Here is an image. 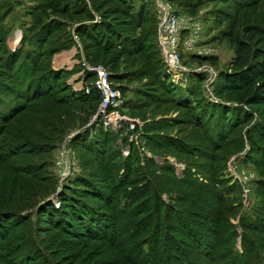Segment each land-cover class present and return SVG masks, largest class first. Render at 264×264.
I'll use <instances>...</instances> for the list:
<instances>
[{"label":"rangeland","instance_id":"1","mask_svg":"<svg viewBox=\"0 0 264 264\" xmlns=\"http://www.w3.org/2000/svg\"><path fill=\"white\" fill-rule=\"evenodd\" d=\"M152 1L132 0L134 10H139L141 5L146 7L151 23H146L135 32L125 31L131 36L151 34L146 38L144 52L136 56L129 55L119 58L118 53L111 50L98 62L90 63L102 66L110 73L111 84L120 83L128 90L125 95L126 101L119 111L123 120L120 126L111 127V129L120 130L125 125L132 133L129 135L124 133L123 137L119 138L120 140L108 144L103 156L98 158L99 162L103 159L105 163L102 171L99 168L100 164L95 161L93 150L85 147L86 142H92L98 134V124L101 122L96 124L97 117L94 118V115L99 103L97 102L96 112L91 116H87L88 112L86 114L83 112V106L88 107L89 102L56 104V99L64 89L63 84H69L71 89L78 93L84 91L85 86L91 88L92 78L84 83L88 66H93L84 59L83 46L87 44V41L77 39L73 32L76 24L85 20L88 10H93L91 4H88V1L87 6L83 7L80 4L79 7H83L82 9L86 11H84L85 14L76 16L73 14V9H70L68 13H61V3L57 0H0V31L4 41V43L0 42V112L11 108L16 92H25L26 86L32 80L29 73L34 72L32 78H35L41 74V70L48 68L64 70L62 79L53 82V91L56 90V93L51 97L44 96L32 101L30 113L22 115L23 117L18 116L0 137V149L6 151L13 149L19 154L12 157L10 166L35 165L38 169L42 168L39 176L44 178L39 182L33 179L25 181V177L22 178L20 173L14 172V176L18 175V180L14 182L13 174L4 178L2 175L4 173L1 172L0 199L2 194L11 191V187L24 183L26 185L24 190L28 194L35 193L43 201L50 199L54 206L58 207L59 193L67 188L81 190L84 187L81 183H91L89 178L92 181L93 178L90 175L96 172L103 178V182L95 181L94 189L107 195L111 192L110 182L116 180L118 174L122 172L123 165L125 163L130 166L136 165L137 168L132 167L135 170L134 174L128 178L129 180L134 178L131 183L133 185L146 183V196L149 197V203L152 202L155 193L164 205L174 206L175 210L182 211L181 214L189 218H198L195 214L192 217L191 213L186 215L190 208L186 203L177 200L178 194L193 195L198 201L208 199L205 203L210 205V210L218 208L222 211L224 223L232 227L223 228L224 232L221 236L226 237V241L217 245L215 254L218 259L214 264H226L229 259L225 258L226 254L231 256L232 251L238 253L243 251L241 239L244 232H248L247 234H250L252 238L255 237L253 239L260 244V249L258 248L257 251L260 256L264 257V233L262 232L264 227H260L261 232L245 229L246 225L255 223L258 225L261 222H256V220L264 219V190L259 181L262 176L248 144L247 135L244 134L246 128L240 127L232 134L226 133L225 141L217 144L209 143L208 138L203 134L204 132L207 134L209 130L194 125L195 110L188 106L175 104L173 98H168L170 95H164L163 89L160 88L163 85L162 82L169 80L174 82L176 87H185L189 83L197 84L189 73L203 70L201 73L204 74L205 79L199 86L201 96L205 101H211L208 98L209 89L216 98H219L213 92L216 78L210 77L211 72L215 71L217 75L220 71L227 70L234 56V46L221 35V31L225 30L227 25L226 23L218 24V12L227 9L226 3L220 0H180L176 3V0H171L177 11L193 16L201 22L200 46L204 51L202 56L184 55L182 64L186 70L174 73L165 69L164 65L162 66L160 52V57L158 53H155L158 50L155 40L157 24L152 17L155 15ZM75 2L79 4L78 0ZM51 19L61 23V29L54 30L42 44H37L36 40L31 38L32 35L35 36V33L41 30V26ZM238 20L240 25L257 22L264 25V0H261L255 8L240 15ZM62 47L63 49L59 50ZM27 49H39L44 52L43 58L36 63V69L39 71H31L29 67H27L29 70L19 68ZM12 52H17L14 58L15 64L11 70H6L4 61ZM110 57L116 59L113 64L108 63ZM124 77L126 79H123ZM261 80L264 83V76ZM168 87L170 88V85ZM136 89H146L154 94L151 103L145 104L142 97L131 92ZM250 92L244 90L238 95H231V99L241 100ZM164 96H167L165 97L168 98L167 101H164L166 99L162 101L161 98ZM196 96H193L190 102L199 99ZM221 101L226 100L221 99ZM254 114L257 120L264 122V107L261 106ZM40 128L46 129L47 133L51 131V136L56 138V140L54 138V140L47 141L51 142V145L44 146L42 153L36 152L34 148L37 145L35 141H38V144L46 142L36 138V130ZM55 129H59V132L54 131ZM85 130L89 131V138H80L75 144L73 139ZM51 146H54L53 149ZM62 152L66 154L62 155ZM3 166L7 168L8 165ZM116 167L120 168V172L116 171L118 169ZM136 169L139 170L136 171ZM7 170L12 171L10 168ZM66 170L68 175L62 178V171ZM110 172L112 174H109ZM143 175L146 176L145 181H142ZM46 186L48 190L45 194L41 190H44ZM128 186L129 189L131 185L128 184ZM88 188L91 189L89 186ZM217 193L221 197L214 198ZM86 200L89 206L99 208V200L95 198ZM99 210L104 209L99 208ZM155 221L160 222L161 226L166 222L162 218L153 219V222ZM35 228L32 226L33 231ZM44 231L39 236L48 238V242L44 243V245L49 244V250L46 252L47 254L50 252L51 258L57 261V264H104V260H110V258L106 259V255L101 254L100 251L88 250L90 249L88 246L95 248L103 245L102 243L72 238L67 232L58 230V228H49ZM166 231L168 232V228ZM174 238L179 237L175 235ZM206 238L213 239V236L207 234ZM56 241L62 245H57ZM25 250L28 251L27 246ZM198 255L197 260L202 264H209L208 258H199ZM176 257L182 259L181 253H178ZM172 258L174 263L171 264H179L177 258ZM118 262L115 264H128L120 258Z\"/></svg>","mask_w":264,"mask_h":264},{"label":"trees","instance_id":"2","mask_svg":"<svg viewBox=\"0 0 264 264\" xmlns=\"http://www.w3.org/2000/svg\"><path fill=\"white\" fill-rule=\"evenodd\" d=\"M78 1L79 4H76L75 0H57L58 3H61L60 12L63 14L73 9V14L80 16L85 14L84 11L86 10L82 8L87 1L92 6L93 10H88L85 14V20L79 21L73 31L77 39L87 41V44L83 46V52L84 59L89 65L98 62L111 50L118 53L119 58L129 55L136 56L144 52L146 38L151 34L148 36L145 35L146 33L145 36L142 34L131 36L125 31L135 32L146 23H151L148 19L149 11L146 10L145 6L141 5L140 9L136 11L132 0ZM178 1L180 0L175 2L179 3ZM220 1H224L227 7L226 10L218 12V24L226 23L227 25L225 30L221 31V35L223 39L234 46V56L229 62L228 69L220 71L213 84V92L219 97L220 101H205L201 96L199 86L205 79L204 74L201 72L189 73V76L197 84L189 83L185 87H176V84L169 80L162 82L165 87L161 85L160 88L163 89L164 95L167 94L170 95L168 98H173L175 104L188 106L195 110L194 125L209 130L207 134L203 133L208 138L209 143L217 144L225 141L226 133L232 134L238 128L245 127L244 134L247 135L248 144L260 169L262 178L259 181L264 190V122L254 117V113L261 106L264 107V83L261 80L264 76V25L259 22L240 25L238 20L240 15L255 8L261 0ZM80 4L83 7H79ZM152 17L156 21L155 15ZM59 29H61V23L51 19L42 25L41 30L37 34L35 33V36L32 35L31 38L35 39L36 43L40 45L47 36H51L54 30ZM1 34L0 31V42L4 43ZM61 49L63 47L59 48V50ZM155 53L159 55L158 50ZM16 56L17 52L8 55L6 61H4L6 70L12 69ZM43 56L44 52L39 49H27L24 53L25 58L20 62L19 68L29 70L27 68L29 67L31 71H39L36 69V63H39L40 58H43ZM108 61V63L113 64L116 59L110 57ZM160 62L163 66L161 59ZM63 71L48 68L47 70H41V74L35 78H32L34 72L28 74L32 80L26 86L25 92H16L15 98L12 99L11 108L0 112V137L4 135L8 125L13 123L18 116L23 117L25 114L30 113L32 101L44 96L51 97L56 93V90L53 91V82L62 79ZM108 75L110 80V73ZM93 77L94 73L86 70L84 83L90 78L93 80ZM112 85L120 91L126 101L125 95L128 92L126 87L120 83ZM168 85H170V88ZM63 86L62 93L56 99L57 105L76 101H83L84 104L89 102L88 107L83 106L84 114L88 112L87 116H91L96 112L97 102L100 101V96L96 90L92 88L88 93L84 91L78 93L72 90L67 83ZM244 90L251 92L241 100L231 99V95H238ZM131 92L142 97L145 104L151 103L154 97V94L146 89H136ZM193 96L199 97V99L190 102ZM165 97L167 96L161 98L162 101L163 99L167 101L168 98ZM221 99L226 100V103ZM99 122L97 119L96 124ZM98 125V134L95 135L92 142H86L85 147L88 150H93L96 157L95 161L100 164L99 168L103 171L105 163L103 159L99 162V156L103 154L110 142L114 143L120 137H123L124 133L129 135L132 132L125 125L120 130H113L101 123ZM54 131L59 132V129ZM87 131L78 133V136L73 139L74 143H78L77 141L80 138L85 137L84 139H88L89 131L88 133ZM47 132L46 129L41 128L38 131L36 130V138L46 141L39 144L38 141H35L37 145L34 148L38 153L43 152L44 146L51 145V142L47 141L55 138L51 136V131ZM171 141L175 142L172 139ZM176 144L180 145L181 143ZM178 145L177 147H179ZM51 147L53 149L54 146ZM85 147L83 146V148ZM0 150H2L0 151V153L2 152L0 155V173H4L2 174L4 178H7L9 174L14 176V172L20 173L19 175L23 176L22 178L25 177V181L33 179L39 182L44 178L39 176L42 168H39V170L35 165L10 166L9 163L12 162V157L19 154L13 149L9 151ZM5 164L8 165L7 168L3 166ZM132 167L135 169L138 166H130L126 163L123 165L122 172L118 174L116 180L110 182L109 190L111 192L107 195L105 192V194H102L103 192L94 189L95 184L93 183L95 181L103 182L100 174L97 172L91 174L90 177L93 178V181L89 178L91 183L82 184L79 182L86 188L83 187L81 190L67 188L59 193L58 207H55L50 199L43 201L35 193L28 194L24 190L26 187L24 183L11 187V191L2 194L0 199V264H57V261L51 258L50 252L48 254L46 252V250H49V244L44 245V243L48 242V238L39 236L49 228H58V230L65 231L72 238L75 237L78 240L87 239L91 242L102 243L103 245L95 248H93L94 246H88L90 247L88 250L100 251L101 254L106 255V259L110 258V260H104V264L119 263L118 258L128 264H171L174 263L172 257L176 259L178 253L182 255V259L177 258L179 264H202L201 261L197 260L198 254L199 258H208L209 264H214L218 259L217 254H215L217 245H221L226 241V237L222 238L221 236L224 232L223 228L232 227L230 224L224 223L222 211L218 208L210 210V205L205 203L208 199L198 201L193 195L178 194L177 200L186 203L190 208L186 215L191 213V217L195 214L198 218H189L182 215V211L175 210L174 206L164 205L155 193L152 202L149 203V197L146 196V183L133 185L131 183L134 178L130 180L128 178L135 172ZM8 168L12 171L9 172ZM138 170L136 169V171ZM116 171L120 172V168ZM144 175L142 181L146 180ZM13 178L14 182L17 181L18 175ZM128 184L131 185L129 189L127 188L129 187ZM47 190L48 187L46 186L41 191L46 194ZM218 196L217 193L214 198H218ZM87 198L99 200V208H103L105 211H100L98 207L93 205L89 206ZM161 218L166 220L163 226L160 222H153V219ZM258 221L261 223L246 225L245 229L261 232L260 227H264V219L256 220V222ZM32 226L36 227L35 231L32 230ZM167 228L168 232L166 231ZM262 232L264 233V230ZM247 233L242 234L243 251L241 253L232 251L231 256L226 254L225 258H229L226 264H264V257L260 256L257 251L260 247L259 242ZM143 234L145 235L142 236ZM205 234H211L213 239L206 238ZM175 235H178L179 238H174ZM139 237L140 239H138ZM216 237L217 239H215ZM56 243L62 245L57 241ZM26 246L28 251L25 250Z\"/></svg>","mask_w":264,"mask_h":264},{"label":"built area","instance_id":"3","mask_svg":"<svg viewBox=\"0 0 264 264\" xmlns=\"http://www.w3.org/2000/svg\"><path fill=\"white\" fill-rule=\"evenodd\" d=\"M152 2L157 24L156 46L160 52L163 65L170 72L184 71L186 70L182 64L184 55L202 56L204 53L200 46L202 24L197 18L177 11L171 0H153ZM88 70L94 73V77L91 88L85 86L84 91L88 93L93 88L100 96L94 118L97 117L105 127L119 125L123 120L119 111L125 102L124 97L111 84L108 72L102 66H88ZM196 71L203 72V70ZM216 76L215 71L211 72L210 77L212 79ZM210 91L208 89V98L213 102H218L219 99ZM64 153L62 152V155L66 154ZM67 175V170L62 171V178Z\"/></svg>","mask_w":264,"mask_h":264}]
</instances>
